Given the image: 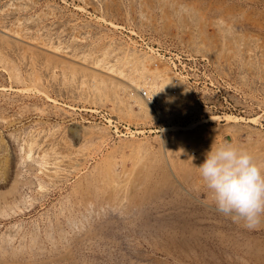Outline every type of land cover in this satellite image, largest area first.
<instances>
[{
  "label": "rangeland",
  "instance_id": "1",
  "mask_svg": "<svg viewBox=\"0 0 264 264\" xmlns=\"http://www.w3.org/2000/svg\"><path fill=\"white\" fill-rule=\"evenodd\" d=\"M172 2L187 10L173 11ZM159 3L0 0L6 24L20 18L28 34L71 52L90 50L96 58L108 49L107 60L117 63L133 50L150 57L158 47L161 65L150 58L151 68L171 78L169 64L180 55L208 63L191 87L180 82L184 95L148 97L153 111L128 94L122 101L114 92L97 95L80 77L46 68L44 59L32 70L16 45L0 42V264H215L216 256L222 264H242L233 244L247 237L264 244V218L247 228L218 212L197 168L213 143H226L225 133L264 168V0H168L164 10ZM221 15L229 30L218 25ZM189 154L193 159L183 170L180 161ZM112 166L122 183L145 179L155 195L130 213L98 200L87 206L84 189ZM193 226L221 231L195 238Z\"/></svg>",
  "mask_w": 264,
  "mask_h": 264
},
{
  "label": "bare ground",
  "instance_id": "2",
  "mask_svg": "<svg viewBox=\"0 0 264 264\" xmlns=\"http://www.w3.org/2000/svg\"><path fill=\"white\" fill-rule=\"evenodd\" d=\"M6 1V0H5ZM11 2V0H9ZM16 1V0H15ZM158 1V0H157ZM168 0H161V6L159 3V6L161 7L162 10L166 9L165 8V2ZM8 2V1H7ZM18 2V1H17ZM33 3H35L34 1H32ZM2 3V2H1ZM14 3V1H13ZM12 3V4H13ZM5 4V3H4ZM9 4V3H8ZM7 4V5H8ZM6 5V6H7ZM9 7H12L11 4H9ZM18 4L16 3V6ZM24 5V4H23ZM31 5V3H30ZM15 6V3L14 5ZM32 6V5H31ZM20 7V6H19ZM25 7V6H24ZM33 7V6H32ZM159 7V8H160ZM169 7H171V9L173 11H184L187 10L184 6V4H180V2L176 3V5H174V3L172 2ZM1 8H3L1 6ZM0 8V9H1ZM8 8V6L6 7ZM21 8V7H20ZM5 9V8H3ZM14 9V8H13ZM24 9V8H22ZM27 9V8H26ZM2 10V9H1ZM8 10V9H7ZM10 10V9H9ZM25 10V9H24ZM5 12L6 9L4 10ZM2 11V12H4ZM11 13V12H10ZM13 13V12H12ZM215 13V12H214ZM218 13V12H217ZM7 14V13H5ZM24 14V13H23ZM22 14V15H23ZM220 14V13H219ZM219 14L217 16H219ZM222 14V13H221ZM21 15V16H22ZM214 14H211V16H213ZM223 15V14H222ZM221 15V18H219V20H217L218 25L220 26L219 23H224L225 21H227L229 23V20L225 19V21L223 22L222 18H225V16L223 17ZM1 16L2 13H1ZM0 16V42L6 44V45H16V47H18L22 53V58L25 57L29 60L30 66H32V70H35V64L37 65V61L39 59H44L43 60V65H45L46 68H50L53 67L54 68H58L64 75H70V77H80L83 83L89 82L91 85V90L97 94V95H102L103 93H111L112 97L113 92H114V96H116L119 100H123L125 95L128 94L129 98L132 97L136 102H138L140 104V106H142L145 109H150L153 110L154 105L152 104V102L150 101V98L152 95L156 96L158 99L159 96L161 97V95L163 94L168 100L175 98L176 96H179L180 94H185V90H183L182 88H180V85H182L180 83L181 78H171L167 75V72H163L159 69H157L156 67L161 65V64H157L156 62L157 59L156 56L151 55L149 56H143V55H138L135 54V50H133V52L128 53V55L124 56V57H120L118 56L115 60L117 63H113V62H109V60H107V56H108V49H106V51L104 50L103 54L100 55L99 57L97 56L96 58H92L91 53L86 52V53H79L76 51H68L66 50L68 47L66 45V47L57 45V44H53V42H50L47 38H42L41 36H36V35H31L28 34V26H24L23 24H21L20 21H18L20 18H16L17 22L11 23V24H6L5 20ZM11 16V15H10ZM5 17V16H3ZM7 17V16H6ZM16 17H19L18 15ZM25 17V16H24ZM28 17V16H27ZM26 17V18H27ZM201 17V16H200ZM216 16L214 15L215 18ZM8 18V17H7ZM35 17H32L30 19H28L30 22L32 21V19ZM37 18L40 19V17L37 16ZM199 18V16H198ZM203 17L199 18V20H201ZM22 19V17H21ZM205 20H207L205 17L203 18ZM211 21V17L209 18ZM230 19V18H229ZM7 20V19H6ZM15 20V19H13ZM15 20V21H16ZM34 20V19H33ZM209 21L208 24H209ZM214 20V19H213ZM216 20V19H215ZM12 21V20H11ZM13 21V22H15ZM26 21V20H25ZM28 21V22H29ZM204 21V20H202ZM29 22V23H30ZM206 22V23H207ZM226 22L227 27L228 28V23ZM25 23V22H23ZM40 23V22H39ZM205 23V22H204ZM211 23V22H210ZM34 24V23H33ZM224 23V25H226ZM217 25V24H216ZM214 26V25H213ZM222 27V26H221ZM220 27V28H221ZM33 29V28H32ZM43 29V28H42ZM222 29V28H221ZM226 30V28H224ZM230 28H228L229 30ZM45 30V29H43ZM42 30V31H43ZM35 31V30H34ZM41 31V30H40ZM227 31V30H226ZM33 32V31H32ZM47 32V31H46ZM42 33V32H41ZM37 34V33H36ZM40 34V33H39ZM47 34V33H46ZM45 34V35H46ZM47 37V36H46ZM76 39V38H75ZM57 41H59L58 39H56ZM59 43H62L59 42ZM78 45V44H77ZM75 46V45H74ZM80 46V45H78ZM117 46V45H116ZM1 47V46H0ZM8 47V46H6ZM89 47V46H88ZM66 48V49H65ZM70 48V47H69ZM68 48V49H69ZM75 48V47H74ZM73 48V49H74ZM111 48V47H110ZM122 49V48H121ZM2 50V49H1ZM108 50V51H107ZM116 51L118 50L115 49ZM86 51V50H85ZM111 51V50H110ZM199 51V50H198ZM93 52V51H92ZM114 52V51H113ZM124 52V51H123ZM122 52V53H123ZM20 53V54H21ZM95 53V52H94ZM121 53V52H120ZM138 53V51H137ZM2 54V53H0ZM101 54V53H100ZM144 54V53H143ZM148 55V54H147ZM96 56V55H95ZM41 57V58H40ZM150 58H153V64L156 66L155 68L152 67L150 65ZM24 59V58H23ZM110 59V58H109ZM113 59V58H112ZM25 60V59H24ZM39 62V61H38ZM163 62V61H162ZM161 62V63H162ZM29 63L27 64L29 66ZM37 67V66H36ZM44 67V68H45ZM38 68V67H37ZM31 69V67H30ZM51 69V68H50ZM37 70V69H36ZM39 70V69H38ZM27 71V70H26ZM29 71V70H28ZM31 71V70H30ZM55 71V70H54ZM58 71V70H57ZM59 71V72H60ZM39 72V71H38ZM16 73V77L20 78L21 75L20 73L17 71ZM29 73V72H27ZM33 73V72H31ZM52 74H54L51 71ZM50 73V74H51ZM172 73V72H171ZM49 74V73H48ZM34 75V74H33ZM32 75V76H33ZM36 75V73H35ZM34 75V77H35ZM55 75V74H54ZM53 75V76H54ZM38 77V75H36ZM56 76V75H55ZM65 78V77H64ZM150 80H149V79ZM35 79V78H34ZM38 79V78H37ZM40 79V77H39ZM71 79V78H70ZM74 79V80H75ZM73 80V79H72ZM80 85V84H79ZM83 86V84H81ZM80 85V87H81ZM86 85V84H85ZM89 86V85H88ZM187 86V85H186ZM186 86L184 88H186ZM182 87V86H181ZM188 87V86H187ZM162 91H159L160 89H162ZM85 89L86 88H82ZM190 91V90H187ZM86 92V91H85ZM90 94V93H88ZM91 95V94H90ZM127 97V96H126ZM131 99V98H130ZM166 99V100H167ZM133 100V101H134ZM156 101V100H155ZM116 102V101H115ZM132 102V101H131ZM160 102V101H159ZM157 103V101H156ZM162 103V102H161ZM127 105H129L127 103ZM159 106V105H158ZM148 107V108H146ZM124 108V107H123ZM131 108V106H130ZM129 108V109H130ZM121 110V109H120ZM155 110V109H154ZM153 110V111H154ZM146 111V110H145ZM219 115H211V118H216ZM230 115H226V118H230ZM193 124V123H192ZM191 125V124H189ZM171 128H177V126H173ZM170 128V129H171ZM182 128V127H181ZM180 128V129H181ZM184 128V127H183ZM187 128V127H186ZM229 128V127H227ZM231 129H233L232 127H230ZM229 128V129H230ZM74 131V130H73ZM177 130H175L176 133ZM179 133V132H178ZM12 134V132H11ZM14 134V133H13ZM74 134V133H73ZM72 134V135H73ZM170 134V133H169ZM17 135V134H16ZM75 135V134H74ZM174 135V134H173ZM223 135V134H222ZM230 136L229 140L226 143L232 144L234 142V138L231 134L229 133H225L223 135L224 136ZM235 135V134H234ZM20 136V135H18ZM17 136V137H18ZM14 137V136H12ZM29 140L32 138L31 135L28 136ZM31 137V138H30ZM34 138V137H33ZM15 139V138H14ZM28 139V138H27ZM61 139V138H60ZM64 138H62L63 140ZM68 139V138H67ZM66 139V140H67ZM180 140H182V138H180ZM31 141V140H30ZM35 142V140H32ZM31 141V142H32ZM29 142V141H28ZM67 142V141H66ZM65 141H63L62 143H66ZM182 142V141H181ZM180 142V143H181ZM225 142V141H224ZM173 143V142H172ZM21 144V143H20ZM33 144V143H31ZM68 144V143H67ZM88 144V143H87ZM193 144V143H192ZM225 144V143H224ZM29 145V144H28ZM20 146V145H19ZM33 146V145H32ZM30 147V145H29ZM54 145H52V149H53ZM71 147V146H70ZM236 147V145H235ZM242 147V146H241ZM31 148V147H30ZM68 148V147H67ZM66 148V150H67ZM184 148V147H183ZM194 148V147H193ZM240 148V145H239ZM56 149V147H55ZM74 149V148H73ZM187 149V148H186ZM76 150V149H75ZM80 150V149H79ZM188 150V149H187ZM52 151V150H51ZM50 151V152H51ZM57 151V150H56ZM70 150H68L69 152ZM192 151V149H191ZM54 152L55 155V151H52L51 153ZM61 152V151H60ZM64 152V150H63ZM72 151H70L71 153ZM193 152V151H192ZM45 153V152H44ZM47 153V152H46ZM59 153V151H58ZM57 153V154H58ZM77 153V152H76ZM75 153V154H76ZM79 153V152H78ZM63 154V153H60ZM65 154V152H64ZM68 154V153H67ZM74 154V152H73ZM72 154V155H73ZM204 154V153H203ZM201 154V155H203ZM44 155V154H43ZM52 155V154H51ZM182 155V154H181ZM41 157V156H40ZM45 158V157H43ZM200 158V157H199ZM35 159V158H34ZM37 159V158H36ZM64 159V158H63ZM61 159V160H63ZM66 159V158H65ZM193 159V156L191 154H189V156L187 157V159H183L181 162V167L183 170L188 169L187 166L190 164L191 160ZM260 159V158H259ZM258 159V161H259ZM39 160V159H38ZM42 160V159H41ZM55 160V159H54ZM56 160H60L56 159ZM67 160V159H66ZM69 160V159H68ZM75 160V159H73ZM73 160H71L73 162ZM176 160V159H175ZM37 161V160H36ZM44 161V160H43ZM70 161V160H69ZM80 161V160H79ZM202 161V160H201ZM261 161V160H260ZM54 162V161H53ZM75 162V161H74ZM77 162V161H76ZM75 162V163H76ZM175 162V161H174ZM38 163V161H37ZM42 163V162H41ZM57 163V162H56ZM60 163V162H59ZM58 163V164H59ZM194 163V162H193ZM46 164V163H45ZM57 164V165H58ZM43 167V166H41ZM58 169V168H57ZM47 170V168H46ZM50 170V169H49ZM83 170V169H82ZM41 171V169H40ZM54 171V170H51ZM55 172L57 173L56 169ZM54 172V173H55ZM92 172V171H91ZM127 172V171H126ZM87 173V172H86ZM132 173V172H131ZM191 173V172H188ZM163 174H166L163 173ZM127 175V174H126ZM132 176V175H131ZM163 176V175H161ZM86 177V176H85ZM130 177V175H129ZM128 177V178H129ZM164 182H166L168 180V176L164 175ZM187 177V175L185 176ZM143 179V178H142ZM136 180H138L136 178ZM132 178L131 181L129 182H124L122 178L119 177L118 173L116 172L115 167H108L104 170H99L97 172V174L95 175V178L93 180V182L91 183V185L87 186L83 193V197L86 201V205L90 206V204L93 203L92 200H98L100 203L102 204H108L110 207H113L115 210L119 209L121 211H123L124 213H130V211L135 210V208H141L143 205H145L147 203V201L149 200L150 197H153L155 195L156 192V187L151 185V184H147L145 179L143 180H139L136 181ZM75 183V182H74ZM206 192V191H205ZM207 195H210L211 192L209 191V189L207 190ZM81 201V200H80ZM152 203V202H151ZM100 206V205H98ZM102 207V206H101ZM101 209V208H100ZM106 209V208H105ZM107 211V210H106ZM138 211V210H137ZM120 212V211H119ZM122 212V214H123ZM117 213V212H116ZM132 213V212H131ZM121 214V213H120ZM134 215V214H133ZM137 215V214H136ZM135 215V216H136ZM71 217V216H70ZM84 217V216H82ZM91 217V216H89ZM133 217V216H132ZM79 218V217H77ZM85 218V217H84ZM124 218V217H123ZM121 218V219H123ZM129 218V216L127 217ZM125 218V219H127ZM197 218V217H196ZM81 219V218H80ZM131 219V218H130ZM195 219V218H194ZM264 220V219H263ZM81 222V221H80ZM83 222V221H82ZM91 222V221H90ZM74 223V222H73ZM132 223V222H131ZM134 223H135V217H134ZM90 224V223H89ZM260 225V224H259ZM262 225V224H261ZM81 226V225H80ZM163 226V225H162ZM205 226V225H204ZM86 227H88L86 225ZM159 227V226H158ZM81 228V227H80ZM84 228V227H82ZM163 228V227H162ZM161 228V229H162ZM100 229V228H98ZM163 230V229H162ZM172 230V229H171ZM90 231V230H89ZM168 231V229H167ZM220 229H217L216 227L210 228L209 230H207L205 232L204 228L200 227V226H193V228H191L189 230V233L193 236L198 235L195 238H199L202 234H204L205 239L206 238H210L211 235H215V233L220 232ZM48 232V231H47ZM171 233V232H169ZM177 233V232H176ZM179 234V233H177ZM257 236V235H256ZM188 237V236H187ZM247 237V236H246ZM244 238V237H243ZM253 237H247V240H245L243 242V244L241 245L240 242H237L235 244H233V249L236 252V258L239 260L240 263L242 264H264V244L261 242H258L256 239H252ZM261 239V238H259ZM225 240V239H224ZM233 240V239H232ZM240 240V239H239ZM264 240V239H263ZM182 241V240H181ZM201 241V240H200ZM214 241V240H213ZM236 241V240H235ZM204 242V241H203ZM201 242V243H203ZM212 242V241H211ZM220 242V241H219ZM234 242V241H233ZM242 242V241H241ZM177 243V242H176ZM187 243V242H186ZM200 243V244H201ZM217 243V242H216ZM224 243V242H222ZM226 243V242H225ZM174 245V244H173ZM189 245V244H188ZM215 245V244H214ZM208 246V245H207ZM213 246V245H212ZM218 246V245H217ZM216 246V247H217ZM224 246V245H223ZM228 245H226L225 247H227ZM232 246V245H231ZM188 247V246H187ZM174 248V247H173ZM223 248V247H222ZM230 248V246H229ZM182 249V247H181ZM194 249V248H193ZM192 249V251H194ZM221 249V248H220ZM211 250V249H209ZM218 250V249H217ZM243 251V253L240 252ZM185 251V250H184ZM189 251V250H188ZM191 251V252H192ZM205 251V250H204ZM202 250V252H204ZM225 251V248L224 250ZM167 252V251H166ZM186 252V251H185ZM190 252V253H191ZM196 252V251H195ZM170 254V252H168ZM201 253V252H200ZM225 253V252H223ZM229 253V252H228ZM177 254V253H176ZM197 254V253H195ZM219 254V253H218ZM227 254V253H226ZM235 254V253H234ZM172 255V254H170ZM224 255V254H223ZM175 256V255H173ZM188 256V255H187ZM200 256V255H199ZM202 256V255H201ZM227 256H230L227 254ZM176 257V256H175ZM189 257V256H188ZM186 257V258H188ZM195 257V256H194ZM197 257V256H196ZM195 257V258H196ZM231 257V256H230ZM228 258V257H227ZM177 259V258H176ZM191 259V258H190ZM217 259L214 263L215 264H222V259H220L218 256H216ZM231 259V258H230ZM203 261V260H202ZM206 261V260H205ZM186 262V261H184ZM195 262V261H194ZM204 262V261H203ZM201 262V263H203ZM79 263V262H78ZM188 263V262H187Z\"/></svg>",
  "mask_w": 264,
  "mask_h": 264
},
{
  "label": "clouds",
  "instance_id": "3",
  "mask_svg": "<svg viewBox=\"0 0 264 264\" xmlns=\"http://www.w3.org/2000/svg\"><path fill=\"white\" fill-rule=\"evenodd\" d=\"M197 168L218 212L247 228L258 226L264 218V168L246 150L213 143Z\"/></svg>",
  "mask_w": 264,
  "mask_h": 264
},
{
  "label": "built area",
  "instance_id": "4",
  "mask_svg": "<svg viewBox=\"0 0 264 264\" xmlns=\"http://www.w3.org/2000/svg\"><path fill=\"white\" fill-rule=\"evenodd\" d=\"M151 52L157 58L155 59L157 60L156 65L159 64L161 57H163V54L161 55V48H152ZM186 66L188 69H186ZM169 67L171 69L173 78H181L182 81L180 82H183L188 87H191V82H193L191 80H195V73L200 71H206L208 63L204 60H199L197 57H183L180 55L179 58H177V61H172L169 64Z\"/></svg>",
  "mask_w": 264,
  "mask_h": 264
},
{
  "label": "water",
  "instance_id": "5",
  "mask_svg": "<svg viewBox=\"0 0 264 264\" xmlns=\"http://www.w3.org/2000/svg\"><path fill=\"white\" fill-rule=\"evenodd\" d=\"M229 138H230L229 135L228 136L226 135V136L223 137V139H224L225 142H227L229 140Z\"/></svg>",
  "mask_w": 264,
  "mask_h": 264
}]
</instances>
